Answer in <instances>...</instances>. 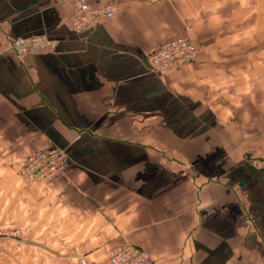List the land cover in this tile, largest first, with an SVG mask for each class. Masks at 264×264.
Here are the masks:
<instances>
[{
    "label": "crops",
    "instance_id": "0c3cea01",
    "mask_svg": "<svg viewBox=\"0 0 264 264\" xmlns=\"http://www.w3.org/2000/svg\"><path fill=\"white\" fill-rule=\"evenodd\" d=\"M74 0H0V264L107 260L264 264V0H118L78 31ZM188 30V31H186ZM187 32L197 58L155 73L150 53ZM56 45L20 56L13 39ZM66 173L22 184L31 152Z\"/></svg>",
    "mask_w": 264,
    "mask_h": 264
},
{
    "label": "built area",
    "instance_id": "2783aa9c",
    "mask_svg": "<svg viewBox=\"0 0 264 264\" xmlns=\"http://www.w3.org/2000/svg\"><path fill=\"white\" fill-rule=\"evenodd\" d=\"M118 0H74V26L78 31L85 30L95 23L112 20L119 12ZM56 45V41L46 35L13 39L11 50L20 56L45 52ZM198 55L195 41L187 36H179L160 45L149 54L150 68L155 73H167L171 69L183 67L194 61ZM69 154L61 148L35 150L30 153L18 172L24 184H54L62 177L69 165ZM252 167L264 171V159L250 160ZM18 235V231L0 228V238ZM75 264H153V257L130 244L114 247L103 262H91L85 257H77Z\"/></svg>",
    "mask_w": 264,
    "mask_h": 264
},
{
    "label": "rangeland",
    "instance_id": "374dc122",
    "mask_svg": "<svg viewBox=\"0 0 264 264\" xmlns=\"http://www.w3.org/2000/svg\"><path fill=\"white\" fill-rule=\"evenodd\" d=\"M186 31H188V30H186ZM184 35L187 36V37H190V38H192L194 40L193 36H190L187 32L183 33V35H181V36H184ZM254 40L255 39H245V43H244V45H245V52L248 53V54H245V57H249L253 61L255 60V58L257 59V57H258V55L252 54L253 51H257L258 48L260 49V52H263L264 51L262 48L257 47L256 42L252 43V41H254ZM259 45L261 47L264 46V42L261 40ZM197 47H198V45H197ZM262 56L264 57V53H261L260 54V58H262ZM255 158H259V157H254V158H251L250 160L255 159ZM262 159H264V158H262ZM258 171H260V170H258ZM131 246L134 247V248H136V249H138V248L141 249L140 247H137V246L132 245V244H131Z\"/></svg>",
    "mask_w": 264,
    "mask_h": 264
},
{
    "label": "bare ground",
    "instance_id": "6f19581e",
    "mask_svg": "<svg viewBox=\"0 0 264 264\" xmlns=\"http://www.w3.org/2000/svg\"><path fill=\"white\" fill-rule=\"evenodd\" d=\"M62 149V148H61ZM66 151V150H65ZM18 177H19V175H18ZM19 181H20V179H19ZM20 183H22V184H24L23 182H21L20 181ZM28 185V184H27ZM110 253V252H109ZM148 253V252H147ZM149 254V253H148ZM150 255V254H149ZM81 257V256H80ZM150 257H151V255H150ZM77 259V258H76ZM76 261V260H75Z\"/></svg>",
    "mask_w": 264,
    "mask_h": 264
}]
</instances>
